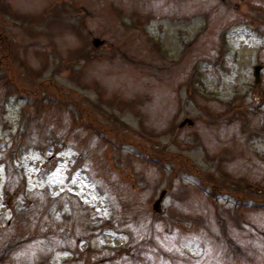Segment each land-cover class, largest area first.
Returning <instances> with one entry per match:
<instances>
[{
	"label": "rangeland",
	"instance_id": "obj_1",
	"mask_svg": "<svg viewBox=\"0 0 264 264\" xmlns=\"http://www.w3.org/2000/svg\"><path fill=\"white\" fill-rule=\"evenodd\" d=\"M263 96L264 0H0V264H264Z\"/></svg>",
	"mask_w": 264,
	"mask_h": 264
},
{
	"label": "water",
	"instance_id": "obj_2",
	"mask_svg": "<svg viewBox=\"0 0 264 264\" xmlns=\"http://www.w3.org/2000/svg\"><path fill=\"white\" fill-rule=\"evenodd\" d=\"M259 70H260V67H256V72H255V75H256V79H257V82H259V77H260V73H259Z\"/></svg>",
	"mask_w": 264,
	"mask_h": 264
},
{
	"label": "trees",
	"instance_id": "obj_3",
	"mask_svg": "<svg viewBox=\"0 0 264 264\" xmlns=\"http://www.w3.org/2000/svg\"><path fill=\"white\" fill-rule=\"evenodd\" d=\"M263 98H264V96H263Z\"/></svg>",
	"mask_w": 264,
	"mask_h": 264
}]
</instances>
